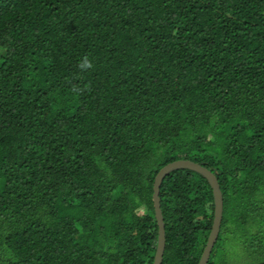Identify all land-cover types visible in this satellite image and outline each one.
Wrapping results in <instances>:
<instances>
[{"label":"trees","instance_id":"1","mask_svg":"<svg viewBox=\"0 0 264 264\" xmlns=\"http://www.w3.org/2000/svg\"><path fill=\"white\" fill-rule=\"evenodd\" d=\"M178 160L222 190L208 264H264V0H0V264H153ZM160 197L162 264H199L209 182Z\"/></svg>","mask_w":264,"mask_h":264},{"label":"water","instance_id":"2","mask_svg":"<svg viewBox=\"0 0 264 264\" xmlns=\"http://www.w3.org/2000/svg\"><path fill=\"white\" fill-rule=\"evenodd\" d=\"M181 169L182 170L188 169L202 175L209 182L214 196V220H213L212 230L208 237V241L204 248L199 264H208L212 251L214 249V246L218 240L221 231V225H222L223 213H224V199L219 181L215 173H213L206 167L202 166L201 164L192 162L190 160H178L172 162L166 165L165 167H163L158 172L153 185V190H154L153 203H154L155 215L158 225V245H157V251L153 264L163 263L165 249H166L165 222L161 210V197H160L161 186L165 177L168 174L172 173L173 171L181 170Z\"/></svg>","mask_w":264,"mask_h":264},{"label":"rangeland","instance_id":"3","mask_svg":"<svg viewBox=\"0 0 264 264\" xmlns=\"http://www.w3.org/2000/svg\"><path fill=\"white\" fill-rule=\"evenodd\" d=\"M226 241L228 242V245L226 246L227 258L226 260L221 258V261H219L218 258H215L216 264H246L242 257V255L246 257L243 250L231 243L230 239H227Z\"/></svg>","mask_w":264,"mask_h":264},{"label":"clouds","instance_id":"4","mask_svg":"<svg viewBox=\"0 0 264 264\" xmlns=\"http://www.w3.org/2000/svg\"><path fill=\"white\" fill-rule=\"evenodd\" d=\"M79 67L81 70H87L92 68V62L88 59V57H84L83 60L80 62Z\"/></svg>","mask_w":264,"mask_h":264}]
</instances>
